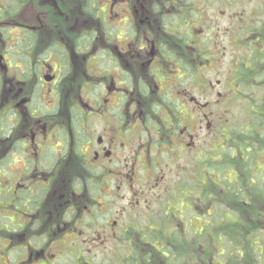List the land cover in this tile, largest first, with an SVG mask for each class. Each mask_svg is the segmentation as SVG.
I'll use <instances>...</instances> for the list:
<instances>
[{
	"label": "flooded vegetation",
	"instance_id": "flooded-vegetation-1",
	"mask_svg": "<svg viewBox=\"0 0 264 264\" xmlns=\"http://www.w3.org/2000/svg\"><path fill=\"white\" fill-rule=\"evenodd\" d=\"M242 2L0 0V264H93L97 242L179 241L209 214L192 152L232 98L210 71L231 50L215 82H237L264 46L261 1L230 28L209 7Z\"/></svg>",
	"mask_w": 264,
	"mask_h": 264
},
{
	"label": "rangeland",
	"instance_id": "rangeland-1",
	"mask_svg": "<svg viewBox=\"0 0 264 264\" xmlns=\"http://www.w3.org/2000/svg\"><path fill=\"white\" fill-rule=\"evenodd\" d=\"M4 1L10 2V0ZM245 1L247 2H242L239 5L234 3L231 7L224 9L218 3L211 4L209 7L211 17H208L207 26L234 27L232 17L240 16V13H236L237 11H249L254 8L256 1H261L264 8V0ZM246 15L247 20L241 23L242 35L246 34L242 26L252 16L248 13ZM252 18L256 23L257 17L252 16ZM242 20L243 18H241ZM252 26L255 24H249V27ZM222 39L221 32H219L217 40L221 41ZM257 39L264 40V27L258 31ZM246 48V46L242 47L243 50L240 53L243 57L249 55L248 67L251 66L249 62L252 64L254 59L262 57L261 61H256L251 67V69L254 68L250 72L254 74L251 77L241 78L231 84L221 82L220 86H217L215 79L221 78V75L225 72L228 74L233 69L231 50H226L224 62H220L221 65L210 71L211 85L216 86L223 93L228 88L232 98L227 105L216 109L214 115H211L210 131L205 128L207 130L202 132L201 141L197 142V146L192 152V162L193 165L195 164L194 176L200 172L201 166L205 167L206 172V175L200 174L196 186L198 188L206 186L207 193L211 194L210 197L214 196L218 202L213 201L209 214L203 217L200 216L202 213L200 210L192 212L193 224L191 226L183 224L177 228L178 232L182 231L181 234H183L181 240L177 242H153L151 239L149 242L134 244L97 242L93 244V264H122V262L118 263L117 257L121 258L128 251L130 252L129 264H166L169 256L168 249L179 252L181 255L175 256L187 263H192L194 260L200 264H208V261L209 264H264V231L259 236L256 230L258 225L264 226V219L250 217V215H256V212L264 213V199L258 196L264 189V168L261 169L264 167V132L261 135L262 138H258L260 135L254 133L252 134L255 137L252 138L249 132V129L255 127L256 118L262 112L264 113V46L262 48L257 46L251 51L244 50ZM229 73L231 74V72ZM223 100L224 97L219 99L218 103L220 104ZM219 106L221 107V105ZM239 141L246 145H252L253 149L257 150V155H253L251 161H248L251 157L243 151V148L239 150ZM199 150L204 152L202 163L197 161L202 160L198 156L199 153H196ZM242 157L247 158L243 159ZM252 168L254 169L248 171ZM245 170L248 171V175ZM254 172L259 173L254 174L255 178L251 181L249 175ZM174 178L175 176L172 177V179ZM223 180L236 184V187L241 190L242 201L238 202L226 196L224 191L226 183L224 185ZM186 229L189 230H187L188 233ZM126 246L128 251L124 248ZM259 246H262L263 251L261 257L258 255L260 249L257 247ZM82 254L85 255V253ZM84 255L82 261L87 257ZM61 261H55L53 264H59ZM73 261L74 259L68 258L65 264L67 262L72 264Z\"/></svg>",
	"mask_w": 264,
	"mask_h": 264
},
{
	"label": "trees",
	"instance_id": "trees-1",
	"mask_svg": "<svg viewBox=\"0 0 264 264\" xmlns=\"http://www.w3.org/2000/svg\"><path fill=\"white\" fill-rule=\"evenodd\" d=\"M262 14H264V8H263V12H262ZM261 14V15H262ZM264 17V16H263ZM241 72H242V78H249V77H251L252 75H254V74H251L250 72H251V69L249 68H247L246 66H244L243 64L241 65ZM254 69V68H253ZM252 69V70H253ZM264 114H261L259 117H260V119L262 118V116H263ZM254 133H255V135H258V131L257 130H254ZM253 155H250V157H251V159L253 158L252 157ZM225 183H226V187H228L229 188V190H228V195L229 196H231L232 197V199H234V200H236V201H238V202H240V201H242V198L240 197V195H241V190L240 189H238L237 187H236V184H234V183H231L230 181H225ZM261 192V194H259L258 196L259 197H262L263 199H264V189H263V191H260ZM243 211V210H242ZM250 217H252V218H254V219H260V218H263L264 219V213L262 212V211H260V212H256V215H250ZM256 230L258 231V235L260 236V234L264 231V226H260V225H258L257 227H256ZM258 249H260V252H259V257H261L262 256V254H263V251H262V246H259V247H257ZM168 253H169V256H168V258H167V262H166V264H200V263H196L194 260H193V262L192 263H187V262H185L183 259H180L179 257H177V256H179V252H174V251H172L171 249H168ZM171 254V255H170ZM175 255H177V256H175ZM181 255V254H180ZM183 258V257H182ZM258 259H260V258H258ZM185 260H187V259H185ZM233 261V260H232ZM235 261V260H234ZM208 264H209V261H208ZM239 264H244V263H239Z\"/></svg>",
	"mask_w": 264,
	"mask_h": 264
}]
</instances>
